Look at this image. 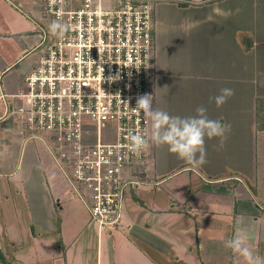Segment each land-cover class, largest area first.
I'll list each match as a JSON object with an SVG mask.
<instances>
[{"label": "crops", "instance_id": "0c3cea01", "mask_svg": "<svg viewBox=\"0 0 264 264\" xmlns=\"http://www.w3.org/2000/svg\"><path fill=\"white\" fill-rule=\"evenodd\" d=\"M154 1L153 108L183 118L203 106L210 119L230 130L222 146L219 137L205 138L207 162L199 167L178 159L167 146L150 143L149 183L127 195L122 226L116 229L125 260L152 264L173 256L181 262L178 254L190 247L184 236L193 233L202 264H245L224 246L237 231L246 234L254 254L264 257V0ZM44 17L42 0H0V181L29 183L33 219L38 223L43 213L48 231L67 234L68 229L70 237L74 225L68 223H81L67 243L68 264L70 249L88 225L82 218L89 209L65 192L59 168L42 173L36 146L23 142L16 122L4 116L2 100L4 94L19 93L39 65ZM223 88L234 94L217 107L214 97ZM7 191L0 187V201ZM10 211L17 212L15 205ZM103 230L99 227L97 257L107 251L112 260L114 229L106 239ZM42 255L47 262L61 258L60 252Z\"/></svg>", "mask_w": 264, "mask_h": 264}, {"label": "built area", "instance_id": "2783aa9c", "mask_svg": "<svg viewBox=\"0 0 264 264\" xmlns=\"http://www.w3.org/2000/svg\"><path fill=\"white\" fill-rule=\"evenodd\" d=\"M42 2L68 31L63 39L43 32L42 43L50 44L23 89L2 95L4 116L25 143L48 136L91 220L117 229L127 195L149 183L150 145L133 153L129 134L151 127L134 108L142 94L155 98V1Z\"/></svg>", "mask_w": 264, "mask_h": 264}, {"label": "rangeland", "instance_id": "374dc122", "mask_svg": "<svg viewBox=\"0 0 264 264\" xmlns=\"http://www.w3.org/2000/svg\"><path fill=\"white\" fill-rule=\"evenodd\" d=\"M44 16L45 17L42 20L43 24L40 25V30L42 32L41 34L45 32V36H47V33H50L48 26L51 24L52 18L46 13H44ZM49 44L50 40L48 39V41L40 47L37 54L42 56ZM21 137L23 139L22 135ZM44 140H30L25 144L30 145L31 147L34 145L36 146V150L40 154L39 156L42 161V173H45V176H47L48 173L52 172L51 167L59 168L62 180L65 183L64 188V183L62 182L65 192L67 193L66 190L68 189L70 195L77 201L81 202L79 197L71 188L69 170L66 167H61L57 163V154L53 155L49 150L48 145L52 144H50L48 136H46ZM0 187L8 190L6 195L9 197L8 199L6 197L0 201V264H64L67 253L66 248H68L67 243L69 241L72 243V237L75 236L74 233L79 229V227H81L80 222L85 217L86 220H89L88 225L83 232V235L77 239L73 250L70 249L68 264H98V262L99 264H129V260H125L126 254L124 255V243H122L124 240H122V237L117 235L116 228L114 229L113 238V245L116 246V249L114 250L115 253L113 252L115 254L114 259H109L107 251H104L103 257L98 259L97 244L98 237L100 236L99 227L91 220L89 216L90 214L88 215L86 211H84L86 216L83 214V218L79 219L78 223H80V225L78 227V224L75 225L73 223H68V225H74V228H70V232L72 233L70 237L68 236V229L67 234H65L64 231H59L57 233L50 232L48 231V228L51 225L49 224L48 218L43 213L39 211V215H37L38 223L35 219H33L29 195H26L29 191L27 189V187H29V183L10 181L9 186H7L4 181H0ZM261 190L264 191V187H261ZM12 204L16 207V213L10 211ZM118 228L119 227H117V229ZM109 230H112V227H105L103 230L102 236L104 239H106V234ZM212 234L215 235V233ZM205 236L206 235L203 233L199 234V240L204 242ZM214 237L217 236L215 235ZM195 240L196 235L193 233H189L184 236V241L189 243L190 247L193 248L194 251L190 252V247L187 249V252L186 249L184 252L181 251L178 254L181 256V262H174L175 258H172L173 256H171L166 261L156 258L155 262L152 264H202L200 255L197 252V243L194 244ZM82 244H86V247L84 248L83 253L79 254L77 253V248ZM61 245L63 246V251H61ZM54 252H60L61 258L55 259L53 262L45 261L47 258L43 256L42 253L51 254ZM41 258H44V260ZM214 263L217 262H207V264Z\"/></svg>", "mask_w": 264, "mask_h": 264}, {"label": "clouds", "instance_id": "9594fccd", "mask_svg": "<svg viewBox=\"0 0 264 264\" xmlns=\"http://www.w3.org/2000/svg\"><path fill=\"white\" fill-rule=\"evenodd\" d=\"M51 35L63 39L68 31V25L59 20L53 21L49 26ZM234 94L230 88H223L219 95L214 97L217 107L226 103L227 99ZM154 97L145 93L136 101L134 110L137 114L143 113L150 120V132L146 134H129L130 149L139 154L149 147L150 143L160 147L167 146V150L175 154L178 159L188 165L202 166L206 161L205 138H220L221 146L226 139V128L220 121L210 119L207 109L200 106L196 109V115L191 117L172 116L168 112L153 108ZM224 246L234 254L241 256L245 264H264V257L256 255L247 246L246 234L237 231L231 238L225 241Z\"/></svg>", "mask_w": 264, "mask_h": 264}, {"label": "water", "instance_id": "95a60500", "mask_svg": "<svg viewBox=\"0 0 264 264\" xmlns=\"http://www.w3.org/2000/svg\"><path fill=\"white\" fill-rule=\"evenodd\" d=\"M248 46H250V40H248Z\"/></svg>", "mask_w": 264, "mask_h": 264}, {"label": "trees", "instance_id": "16d2710c", "mask_svg": "<svg viewBox=\"0 0 264 264\" xmlns=\"http://www.w3.org/2000/svg\"><path fill=\"white\" fill-rule=\"evenodd\" d=\"M0 254H1V252H0Z\"/></svg>", "mask_w": 264, "mask_h": 264}]
</instances>
